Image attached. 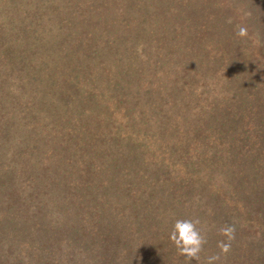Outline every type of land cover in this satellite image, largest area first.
Segmentation results:
<instances>
[{"label":"trees","instance_id":"1","mask_svg":"<svg viewBox=\"0 0 264 264\" xmlns=\"http://www.w3.org/2000/svg\"><path fill=\"white\" fill-rule=\"evenodd\" d=\"M0 264H264V0H0Z\"/></svg>","mask_w":264,"mask_h":264},{"label":"clouds","instance_id":"2","mask_svg":"<svg viewBox=\"0 0 264 264\" xmlns=\"http://www.w3.org/2000/svg\"><path fill=\"white\" fill-rule=\"evenodd\" d=\"M237 35L244 37L247 35V29L240 27ZM199 221L192 219H177L172 227L169 239L174 243L180 255L184 256L187 261L199 259V254L207 243L206 236L202 234L197 227ZM220 234L230 239L234 238V227L224 226L220 230ZM218 247L222 252H227L230 245L225 241L218 242Z\"/></svg>","mask_w":264,"mask_h":264}]
</instances>
